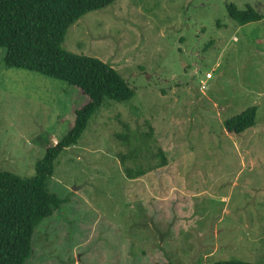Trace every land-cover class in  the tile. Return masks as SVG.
Segmentation results:
<instances>
[{
    "label": "rangeland",
    "instance_id": "374dc122",
    "mask_svg": "<svg viewBox=\"0 0 264 264\" xmlns=\"http://www.w3.org/2000/svg\"><path fill=\"white\" fill-rule=\"evenodd\" d=\"M230 3L264 14V0H115L67 28L64 49L105 61L135 93L105 98L55 160L48 187L66 201L35 227L24 264H264V17L241 23ZM3 55L0 169L27 177L87 99ZM251 106L252 126L225 127ZM147 122L150 150L126 163L148 170L128 178L117 134Z\"/></svg>",
    "mask_w": 264,
    "mask_h": 264
},
{
    "label": "trees",
    "instance_id": "16d2710c",
    "mask_svg": "<svg viewBox=\"0 0 264 264\" xmlns=\"http://www.w3.org/2000/svg\"><path fill=\"white\" fill-rule=\"evenodd\" d=\"M114 1L0 0V47L4 49V64L64 80L77 86L87 99L74 109L73 124L68 132L54 144L50 142L45 146L44 155L35 163L34 174L21 177L12 171L0 169V264H24L32 253L35 227L66 201L48 187L59 154L77 143L89 118L105 98L126 102L135 93V89L105 61L95 56L72 53L61 46L66 30L72 23L88 11ZM227 8L229 15L241 23L264 17L263 13L251 6L238 9L230 3ZM255 116L256 107L251 106L226 119L224 125L238 133L252 126ZM147 127L148 130L144 132L130 133L127 129L117 134L122 143L128 146L127 152L119 153L128 178H137L148 170L143 163L134 166L126 163L128 158L137 159L144 150H150L148 144L153 128L149 122ZM133 141L139 143L132 145ZM153 155L160 156L159 165L166 163L160 147ZM213 264L254 263L232 258Z\"/></svg>",
    "mask_w": 264,
    "mask_h": 264
},
{
    "label": "built area",
    "instance_id": "2783aa9c",
    "mask_svg": "<svg viewBox=\"0 0 264 264\" xmlns=\"http://www.w3.org/2000/svg\"><path fill=\"white\" fill-rule=\"evenodd\" d=\"M206 77H207V78H211V77H212V74H211L210 72H207V73H206ZM205 87H206V86H205Z\"/></svg>",
    "mask_w": 264,
    "mask_h": 264
},
{
    "label": "water",
    "instance_id": "95a60500",
    "mask_svg": "<svg viewBox=\"0 0 264 264\" xmlns=\"http://www.w3.org/2000/svg\"><path fill=\"white\" fill-rule=\"evenodd\" d=\"M214 83L215 81H213L211 84L207 85L206 87H211Z\"/></svg>",
    "mask_w": 264,
    "mask_h": 264
}]
</instances>
